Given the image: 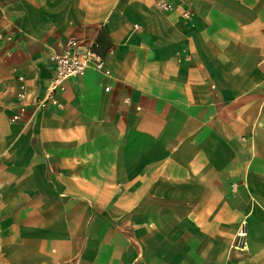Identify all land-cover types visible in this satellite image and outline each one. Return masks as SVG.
Masks as SVG:
<instances>
[{"label": "crops", "instance_id": "obj_1", "mask_svg": "<svg viewBox=\"0 0 264 264\" xmlns=\"http://www.w3.org/2000/svg\"><path fill=\"white\" fill-rule=\"evenodd\" d=\"M165 1L0 0V264H264V0Z\"/></svg>", "mask_w": 264, "mask_h": 264}, {"label": "built area", "instance_id": "obj_2", "mask_svg": "<svg viewBox=\"0 0 264 264\" xmlns=\"http://www.w3.org/2000/svg\"><path fill=\"white\" fill-rule=\"evenodd\" d=\"M155 6L161 11L171 9V4L165 0H151ZM50 62L53 64L54 76L49 86L48 99L52 103H56L54 93L61 89L63 84L74 77L84 74L87 69L93 68L109 75L110 72L103 66V61L92 49V44L80 45L74 36L68 37L59 53H53L50 56ZM18 81V99L25 100L27 97V87L25 78L17 76ZM108 90V88H105ZM20 119V114L13 116V120ZM246 247V233L243 227L239 228L234 236L231 244L232 249L242 250Z\"/></svg>", "mask_w": 264, "mask_h": 264}]
</instances>
